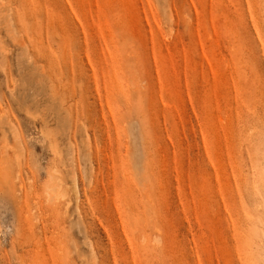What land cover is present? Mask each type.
Listing matches in <instances>:
<instances>
[{
	"label": "rangeland",
	"instance_id": "374dc122",
	"mask_svg": "<svg viewBox=\"0 0 264 264\" xmlns=\"http://www.w3.org/2000/svg\"><path fill=\"white\" fill-rule=\"evenodd\" d=\"M0 264H264V0H0Z\"/></svg>",
	"mask_w": 264,
	"mask_h": 264
}]
</instances>
